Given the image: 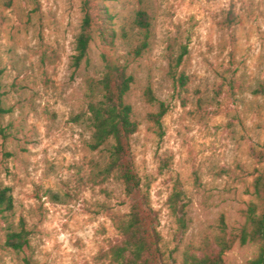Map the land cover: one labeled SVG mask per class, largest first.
Listing matches in <instances>:
<instances>
[{
	"label": "rangeland",
	"instance_id": "obj_1",
	"mask_svg": "<svg viewBox=\"0 0 264 264\" xmlns=\"http://www.w3.org/2000/svg\"><path fill=\"white\" fill-rule=\"evenodd\" d=\"M105 2L127 35L111 45L95 30L89 60L74 69L83 0H0V182L30 230V246L14 250L0 220V264H109L105 251L122 241L113 216L128 212L130 199L115 177L100 175L105 152L89 147L91 131L76 119L86 108V77L102 74L103 53L135 76L127 96L139 122L133 155L167 263L218 249L220 235L245 223L264 164V94L253 91L264 81V0ZM139 9L151 17L152 37L135 57ZM184 45L188 80L176 86L169 55ZM148 86L168 107L162 130L148 119L159 109L144 96ZM175 188L186 204L184 229L168 205ZM257 250L236 242L225 264H245Z\"/></svg>",
	"mask_w": 264,
	"mask_h": 264
},
{
	"label": "trees",
	"instance_id": "obj_2",
	"mask_svg": "<svg viewBox=\"0 0 264 264\" xmlns=\"http://www.w3.org/2000/svg\"><path fill=\"white\" fill-rule=\"evenodd\" d=\"M106 0H83V18L81 31L76 36L75 54L72 66L78 69L83 62L89 60L91 42L94 32L105 44L115 45L125 28L118 31L115 27V15L105 2ZM7 5L11 0H3ZM139 28L140 42L133 46V55L142 56L150 47L152 37V21L144 9H139L134 18ZM188 53L187 45L181 47L178 54L169 55V75L176 86H185L188 76L180 70ZM103 71L101 76L86 77V108L77 114V120H83L91 131L89 147L92 150L104 151V164L100 175L104 178L115 177L122 185L126 196L130 199L129 210L113 216L114 224L122 236V241L105 251L104 256L109 264H168L162 246L163 237L158 230V216L152 208L148 191L137 172L132 138L139 129L133 105L127 96L135 82V76L128 70L127 64L118 59L102 54ZM254 93L264 94V81L255 88ZM146 100L159 103L157 112H150L148 119L163 129V119L168 107L159 101L148 86L144 91ZM0 101V110H2ZM264 163V152H261ZM252 196L243 210L245 223L229 237L220 235L217 238L218 249L204 251L202 254L186 252L180 264H225V252L239 242L242 245L253 243L258 246L256 255L245 264H264V164L256 169L252 182ZM55 199H61L53 193ZM183 191L175 188L168 199L172 214L177 218L181 229L186 228V204ZM0 220L5 224L6 244L21 251L30 246V230L26 220H16V204L13 190L0 182Z\"/></svg>",
	"mask_w": 264,
	"mask_h": 264
}]
</instances>
